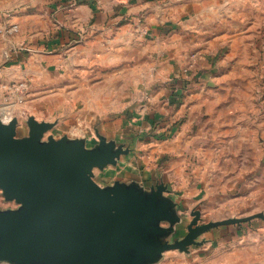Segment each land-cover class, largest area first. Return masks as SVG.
I'll return each instance as SVG.
<instances>
[{
  "label": "crops",
  "instance_id": "obj_1",
  "mask_svg": "<svg viewBox=\"0 0 264 264\" xmlns=\"http://www.w3.org/2000/svg\"><path fill=\"white\" fill-rule=\"evenodd\" d=\"M263 22L264 0H0V27H18L0 36V99L26 81L36 111L42 103L63 114L79 95L82 114L145 119L154 167L131 155L95 179L165 185L179 218L171 238L182 239L197 210L201 223L264 213V103L248 75ZM71 66L81 78L74 95L62 79ZM198 241L155 264H264L255 220Z\"/></svg>",
  "mask_w": 264,
  "mask_h": 264
},
{
  "label": "water",
  "instance_id": "obj_2",
  "mask_svg": "<svg viewBox=\"0 0 264 264\" xmlns=\"http://www.w3.org/2000/svg\"><path fill=\"white\" fill-rule=\"evenodd\" d=\"M28 137H18V119L0 117V190L17 209H0V263L155 264L170 250L188 252L198 238L220 226L243 225L264 213L201 223L193 219L182 239H172L179 221L168 188L146 190L120 181L102 186L95 171L117 165L129 148L99 136L43 138L54 124L29 117Z\"/></svg>",
  "mask_w": 264,
  "mask_h": 264
},
{
  "label": "rangeland",
  "instance_id": "obj_3",
  "mask_svg": "<svg viewBox=\"0 0 264 264\" xmlns=\"http://www.w3.org/2000/svg\"><path fill=\"white\" fill-rule=\"evenodd\" d=\"M138 28L143 32L144 28H142L141 20L137 21V29ZM0 30L2 31L0 36H4L16 32L18 27L15 24H11L9 26L7 25V27H0ZM78 40L79 39H77V41ZM252 43L256 47L249 55V58L254 62L257 61V64H254L252 69L250 68L248 75L252 78L258 79L256 94L258 96V102L262 104L264 103V22L260 24L258 37L252 38ZM219 57L220 56L218 55L217 59H219ZM220 72L224 73L225 71L221 70ZM62 73L65 74V77L62 79L68 84V95H74L77 92L76 82L81 80V78L78 77V70L71 66L67 67L66 70H62ZM53 75L56 80H58V77H61L58 75L57 70H52V76ZM3 89L2 98L0 99V117L2 118L4 113L8 112V117L18 119V137L29 136L30 128L28 125V119L29 117H35L34 114H39L40 117L46 118V122L54 124L53 129L45 134L43 138L44 141H47L50 136H53L56 139L67 136L70 139H84L88 148H94L100 141L99 136H103L108 141L114 142L117 146L120 145L124 148L130 149V153L128 155H123L118 163L124 158L132 155L133 165L154 167L157 158L154 155L156 153L155 149L157 146V140L151 133L144 134L142 122L146 121L145 119L141 120L133 117L97 118L90 113L82 114V111L78 106H82L83 102L76 101L77 98H80L79 95L74 96V98H72L74 99L73 101H67V111L63 114L59 113L58 109L55 107L50 108V105L49 107L47 106L42 109V103H37L36 111L32 109V106L35 105L29 103L32 100L28 101L29 85L26 81L20 82L16 86H4ZM57 105L58 104H56V107ZM117 165L108 166L105 169L116 167ZM105 169H97L95 171L97 177L95 176V178L99 179V173L105 171ZM18 207L19 204L15 201L6 200L0 190V209L8 210L17 209ZM254 220L257 221V223H262L264 225L263 219L256 218Z\"/></svg>",
  "mask_w": 264,
  "mask_h": 264
},
{
  "label": "bare ground",
  "instance_id": "obj_4",
  "mask_svg": "<svg viewBox=\"0 0 264 264\" xmlns=\"http://www.w3.org/2000/svg\"><path fill=\"white\" fill-rule=\"evenodd\" d=\"M12 115V114H11ZM13 119V117L11 118V117H6V118H2V120L5 122V123H7V122H9V121H11Z\"/></svg>",
  "mask_w": 264,
  "mask_h": 264
},
{
  "label": "built area",
  "instance_id": "obj_5",
  "mask_svg": "<svg viewBox=\"0 0 264 264\" xmlns=\"http://www.w3.org/2000/svg\"><path fill=\"white\" fill-rule=\"evenodd\" d=\"M2 31L0 30V33H1Z\"/></svg>",
  "mask_w": 264,
  "mask_h": 264
}]
</instances>
